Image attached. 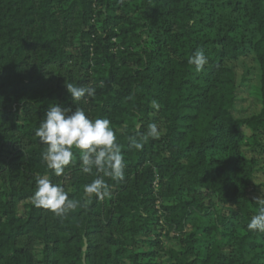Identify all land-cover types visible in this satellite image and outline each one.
<instances>
[{
  "label": "trees",
  "instance_id": "16d2710c",
  "mask_svg": "<svg viewBox=\"0 0 264 264\" xmlns=\"http://www.w3.org/2000/svg\"><path fill=\"white\" fill-rule=\"evenodd\" d=\"M197 49L200 72L188 63ZM246 56L261 110L236 119L226 61ZM66 82L95 95L75 103ZM54 104L111 121L122 179L85 173L78 154L61 176L47 167L35 131ZM159 120L164 132L131 146ZM257 157L264 0H0V264H264V233L247 229L264 198ZM38 177L78 207L35 206ZM97 178L102 198L84 191Z\"/></svg>",
  "mask_w": 264,
  "mask_h": 264
},
{
  "label": "clouds",
  "instance_id": "9594fccd",
  "mask_svg": "<svg viewBox=\"0 0 264 264\" xmlns=\"http://www.w3.org/2000/svg\"><path fill=\"white\" fill-rule=\"evenodd\" d=\"M188 63L200 72L208 63V57L202 49H197ZM66 88L75 103L86 95L94 96L96 92L95 88L75 86L67 82ZM35 135L46 146L42 159L49 169L54 170L56 176L63 175L66 166L73 163L78 154L85 173H91L95 168L114 179L123 178L126 167L124 156L112 123L107 118L93 120L82 108L75 107L73 110L54 104L46 112ZM158 136L157 125L152 124L140 141L135 138L131 140V146L141 149L149 138ZM36 185L33 202L37 207L63 215L79 205V201L70 198L63 186L54 184L47 177H38ZM104 189L102 178L94 179L84 186L86 194L95 193L101 198L105 194ZM256 203L260 206L259 213L251 218L247 229L264 233V198H257Z\"/></svg>",
  "mask_w": 264,
  "mask_h": 264
},
{
  "label": "rangeland",
  "instance_id": "374dc122",
  "mask_svg": "<svg viewBox=\"0 0 264 264\" xmlns=\"http://www.w3.org/2000/svg\"><path fill=\"white\" fill-rule=\"evenodd\" d=\"M226 65L236 72L237 94L234 108V117L236 119H245L257 115L261 110V72L257 62L251 56L242 57L236 61H226ZM165 130V124L159 120L158 132L161 134ZM245 155L255 156L248 149L244 150ZM260 166L263 164V159L257 157ZM255 185L264 184V176L257 175ZM166 246L176 247L177 240L174 236L165 239Z\"/></svg>",
  "mask_w": 264,
  "mask_h": 264
},
{
  "label": "water",
  "instance_id": "95a60500",
  "mask_svg": "<svg viewBox=\"0 0 264 264\" xmlns=\"http://www.w3.org/2000/svg\"><path fill=\"white\" fill-rule=\"evenodd\" d=\"M86 250H87V247L84 248V251H86Z\"/></svg>",
  "mask_w": 264,
  "mask_h": 264
},
{
  "label": "built area",
  "instance_id": "2783aa9c",
  "mask_svg": "<svg viewBox=\"0 0 264 264\" xmlns=\"http://www.w3.org/2000/svg\"><path fill=\"white\" fill-rule=\"evenodd\" d=\"M155 187H157V183H155Z\"/></svg>",
  "mask_w": 264,
  "mask_h": 264
}]
</instances>
